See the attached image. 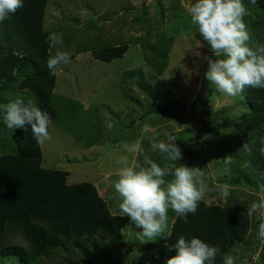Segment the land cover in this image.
<instances>
[{"label": "rangeland", "instance_id": "obj_1", "mask_svg": "<svg viewBox=\"0 0 264 264\" xmlns=\"http://www.w3.org/2000/svg\"><path fill=\"white\" fill-rule=\"evenodd\" d=\"M193 2L50 0L46 6L47 36L62 33L63 49L71 53V62L61 65L56 74L52 102L57 116L49 126L51 139L41 145L42 165L66 170L70 185L100 183L117 214H121V201L114 184L120 161L126 158L147 166V157L163 166L167 161L151 148L150 140H165L166 133L178 137L175 143L182 159L177 165L199 167L203 172L207 203L248 207L264 197L260 191L264 171L253 164L264 123L247 135L238 131L237 123L248 111L245 97L221 94L207 82L205 57H216L190 22L186 9ZM243 2L250 13L244 20L251 36L264 45V9ZM118 45L129 46L123 58L105 62L93 54ZM51 52L55 54L52 46ZM31 73V68L15 71L0 83V155L17 150L15 129L3 123V106L17 98L37 105L34 91L22 87ZM198 103L202 105L199 112ZM108 173L110 178H103ZM223 185L230 189L227 198L219 191ZM176 217L169 210L164 237L154 242L138 238L136 233L142 229L129 220L120 237L95 235L84 245L70 242L30 264H164L151 253L166 242ZM249 219L246 236L225 254H231L235 264H264V244L256 238L258 221ZM17 239L26 245L21 237ZM0 264L22 262L18 256H0Z\"/></svg>", "mask_w": 264, "mask_h": 264}, {"label": "trees", "instance_id": "obj_2", "mask_svg": "<svg viewBox=\"0 0 264 264\" xmlns=\"http://www.w3.org/2000/svg\"><path fill=\"white\" fill-rule=\"evenodd\" d=\"M50 0H24V6L0 22V83L15 71L27 75L22 87L31 88L37 106L47 111L51 119L57 116L52 94L56 75L46 66L51 43L44 29L46 6ZM249 4V0H244ZM256 5L264 9V0ZM128 45L106 47L94 51L96 59L110 62L123 58ZM26 64V65H25ZM248 111L241 115L238 131L249 134L264 123V89H245ZM17 150L0 155V256H18L22 264H30L42 256H49L59 246L72 242L84 245L88 237H120L129 218L115 215L92 182L70 185L69 173L64 169L46 168L43 154L31 133V126L15 129ZM264 133L254 146L253 164L264 171ZM247 206H222L202 201L187 222L176 217L168 238L160 248L152 251L155 260L166 264L175 251L169 250L176 238L199 237L218 246L220 253L215 264H223V257L235 241L243 239L250 227ZM21 237L26 245L16 242Z\"/></svg>", "mask_w": 264, "mask_h": 264}, {"label": "clouds", "instance_id": "obj_3", "mask_svg": "<svg viewBox=\"0 0 264 264\" xmlns=\"http://www.w3.org/2000/svg\"><path fill=\"white\" fill-rule=\"evenodd\" d=\"M256 3L257 0H249L250 5ZM23 6L24 0H0V22ZM186 10L191 24L197 27L216 57H205L208 67L204 76L207 82L214 85L219 93L231 97L242 98L248 87L264 89V45L255 42L251 36L244 20L250 13L243 0H194ZM47 39L55 48V54L49 56L46 66L52 75H56L62 70L61 65L71 62V53L63 49L62 33H50ZM2 112L3 123L8 129H23L30 125L38 145L51 139L49 126L52 119L32 100L26 102L17 98L4 105ZM107 127L110 130L112 125L109 123ZM165 135V140L155 137L150 140L151 148L158 150L167 161L163 166L147 157V166L122 159L118 180L114 184L120 197L122 216L142 229L136 233L138 238L153 242L164 237L169 210L187 222L188 215L197 212L208 192L199 167L177 165L176 162L182 159V151L175 143L178 137ZM261 153L264 154V149ZM219 191L224 198L230 195L227 185L221 186ZM260 191L264 192V185L260 186ZM246 213L249 218L254 217L258 221L256 238L264 244V197L254 200L246 208ZM168 247L170 251H175V255L168 258L166 264H215L220 253L218 246L195 236L191 239L180 236ZM223 264H235L234 257L225 254Z\"/></svg>", "mask_w": 264, "mask_h": 264}, {"label": "crops", "instance_id": "obj_4", "mask_svg": "<svg viewBox=\"0 0 264 264\" xmlns=\"http://www.w3.org/2000/svg\"><path fill=\"white\" fill-rule=\"evenodd\" d=\"M110 174L108 173L107 174V176H105V177H103V178H105V179H107V178H110ZM95 185H96V187H97V189H98V191H99V193H100V195L104 198V200L108 203V206H109V208H110V204H109V201H108V198L106 197V194H105V191L106 190H102V188H101V184L100 183H98V182H95L94 183ZM107 193V192H106ZM109 197V196H108ZM110 210H111V208H110ZM111 212H112V210H111ZM113 214H115V215H121V214H117V212H112ZM172 225V224H171ZM170 232V231H169Z\"/></svg>", "mask_w": 264, "mask_h": 264}, {"label": "water", "instance_id": "obj_5", "mask_svg": "<svg viewBox=\"0 0 264 264\" xmlns=\"http://www.w3.org/2000/svg\"><path fill=\"white\" fill-rule=\"evenodd\" d=\"M201 109H202V105L200 103H198L196 105V111L199 112V111H201Z\"/></svg>", "mask_w": 264, "mask_h": 264}, {"label": "bare ground", "instance_id": "obj_6", "mask_svg": "<svg viewBox=\"0 0 264 264\" xmlns=\"http://www.w3.org/2000/svg\"><path fill=\"white\" fill-rule=\"evenodd\" d=\"M47 33V32H46ZM26 65V64H25ZM228 123V122H227ZM240 123V122H239ZM236 124V123H235ZM238 124V123H237ZM237 129H238V126H237ZM260 135V134H259ZM209 160V159H208ZM232 161V160H231ZM228 206V205H227Z\"/></svg>", "mask_w": 264, "mask_h": 264}]
</instances>
